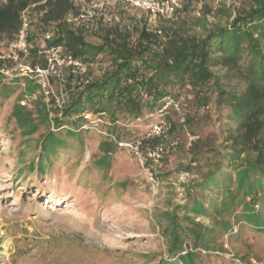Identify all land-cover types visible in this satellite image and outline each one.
Wrapping results in <instances>:
<instances>
[{
    "label": "rangeland",
    "instance_id": "1",
    "mask_svg": "<svg viewBox=\"0 0 264 264\" xmlns=\"http://www.w3.org/2000/svg\"><path fill=\"white\" fill-rule=\"evenodd\" d=\"M183 10L172 20H149L139 11L113 7L106 11L110 24H103L97 15L92 30H82L86 43H102L105 33L120 37L132 48L145 47L140 32L145 30L157 36L144 52L142 59L150 60L153 52L160 51L167 35L178 32L186 36L201 37L216 26L226 27L250 0L232 10L225 4L215 5L212 0H182ZM100 4V0L97 2ZM32 46L35 48L41 33L37 30L39 15L31 7ZM11 40L3 39L1 45ZM114 64L104 55L88 65L86 77L99 80ZM219 74L220 82L228 89L241 92L245 84L239 79ZM6 89L0 96V264H159L173 261L167 255V241L162 234V214L186 205L190 197L206 201L209 192H200L194 185L213 168L219 157L216 147L224 142L228 108L218 110L215 93L206 89L208 102L198 106L194 92L186 86L181 93L172 92V98L182 96L183 109L178 114L170 111L167 121L170 131L163 142L173 139L179 144L175 151H167L159 167L155 168L158 186L153 190L134 155L120 148L113 140L93 130L79 132L80 142L67 139L64 151L59 150L58 161L46 174H29L27 166L36 161L42 141L48 134L63 135L55 119L67 120L62 112L80 90L79 77L68 76L64 84L52 82L54 91H62L59 105L55 100H43L31 81L18 78L4 80ZM211 85V83L209 84ZM33 87V88H32ZM32 88L33 90H28ZM35 95L31 108L19 103L24 96ZM62 102V103H61ZM20 106V115L27 118L37 130L25 136L13 116ZM149 114L147 113V116ZM112 123L108 115L100 127L113 130L119 142L141 136L153 118L130 123L123 114H116ZM183 119V121H181ZM199 139L190 147L187 136ZM121 136L122 140L118 139ZM69 136V135H68ZM103 142L116 144L111 155L99 150ZM234 180L235 172L229 171ZM256 209H259L257 205ZM241 206L230 217V227L218 231L216 244L221 252L192 250L190 242L185 249L195 255L194 264H264V234L257 232L242 219H237ZM182 210L177 212L181 216ZM236 216V217H235ZM195 222L214 227L210 218L189 215ZM160 221V222H159ZM162 224V225H161ZM180 264V263H178Z\"/></svg>",
    "mask_w": 264,
    "mask_h": 264
},
{
    "label": "trees",
    "instance_id": "2",
    "mask_svg": "<svg viewBox=\"0 0 264 264\" xmlns=\"http://www.w3.org/2000/svg\"><path fill=\"white\" fill-rule=\"evenodd\" d=\"M42 1L0 0V42L13 39L20 27V13L34 5L39 15L37 30L42 34L53 27L51 46L64 47L87 65H92L100 55L114 64L99 80L73 95L62 112L67 120L55 119L57 129L66 125L78 128L83 114L96 111L105 112L112 123L117 121L118 113L134 124L147 113L157 111L162 98L171 97L173 91L181 93L186 86L194 92L198 106L209 101L208 89L215 93L218 110L228 108L224 124L226 145L215 148L219 159L193 188L212 196L206 201L189 196L185 206L162 214L167 255L174 260L159 264H194L192 250L223 251L215 242L218 231L230 227L229 220L224 219L239 206L237 219L264 234V0H250L248 7L240 10L228 26L206 30L201 37L172 32L150 60H143L142 56L152 41L156 43L155 34L140 32V39L147 42V48H132L123 38H111V30L105 33L101 44L92 45L85 42L82 30H74L64 22L67 15L78 12V6L71 0ZM26 62L31 66L45 65L44 58L37 56L35 49L30 51ZM214 69L223 70L225 78L242 80L244 89L241 92L228 90ZM129 80L132 83L129 84ZM2 81L0 76V96L5 95L3 89H6ZM20 109L17 106L13 110L18 127L27 128L23 132L25 136L35 133L36 126L20 115ZM115 127L107 131L112 134ZM63 130V135L51 132L42 141L36 161L32 160L26 168L29 174H46L54 161L61 159L58 153L65 150L67 139L80 142L79 132ZM118 139L122 140L120 135ZM158 142L153 139L149 144ZM116 148V144L108 142L99 145L104 155H111ZM231 170L235 172L234 180ZM179 210L183 212L181 216L177 215ZM190 214L212 219L214 227L195 222ZM186 241L190 242L191 251L185 249Z\"/></svg>",
    "mask_w": 264,
    "mask_h": 264
},
{
    "label": "built area",
    "instance_id": "3",
    "mask_svg": "<svg viewBox=\"0 0 264 264\" xmlns=\"http://www.w3.org/2000/svg\"><path fill=\"white\" fill-rule=\"evenodd\" d=\"M71 1L79 7V10L76 14L67 15L64 22L72 28L85 30L93 29L97 15L101 17L103 24H110L112 19L106 14V11L113 7L139 10L145 13L149 20H172L183 10L182 0H100V4L95 3L97 0ZM212 1L215 5L225 4L227 8L232 10L238 9L242 3V0ZM31 7L20 13V27L13 39L6 42L5 46L1 45L0 42V76L3 81L11 82L18 78L31 81L38 88L43 100H46L47 103L49 100H55L60 107L59 100H64L63 94L62 91L59 94L54 91L52 82L64 84L68 76L79 77L78 84L84 88L91 83V80L85 76L88 65L73 57L64 47L50 45L54 39L53 27H49L41 34L35 48L32 46L33 41L30 40L31 21L28 16ZM32 49L36 50L37 56L44 58L45 65L43 67L27 64L26 61ZM128 83L130 84L132 81L129 80ZM33 100H35V95L31 94L24 96L19 104L22 107L31 108L30 104ZM183 100L182 96L178 98L165 96L162 98L159 109L144 117L153 118V121L146 127L141 136L130 141L119 142L105 127L99 126L107 116L105 112L101 111L83 114L78 128L66 125L62 129L73 132L93 130L99 135L113 140L120 148L129 150L143 169L148 184L155 190L158 186L155 168L159 167L167 151H175L179 144L178 140L175 139L169 144L163 142L167 139L170 131L167 117L171 110L178 114L181 113ZM139 121L141 120L138 119L137 122ZM186 136L189 147L199 139L197 135L186 134ZM153 139H157L159 142L154 145L149 144V141Z\"/></svg>",
    "mask_w": 264,
    "mask_h": 264
}]
</instances>
